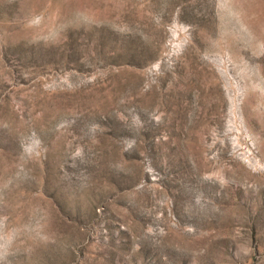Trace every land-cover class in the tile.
Instances as JSON below:
<instances>
[{
    "label": "rangeland",
    "instance_id": "rangeland-1",
    "mask_svg": "<svg viewBox=\"0 0 264 264\" xmlns=\"http://www.w3.org/2000/svg\"><path fill=\"white\" fill-rule=\"evenodd\" d=\"M0 264H264V0H0Z\"/></svg>",
    "mask_w": 264,
    "mask_h": 264
}]
</instances>
